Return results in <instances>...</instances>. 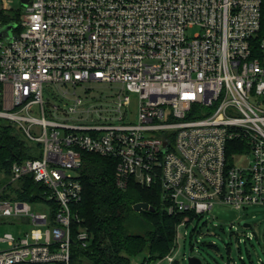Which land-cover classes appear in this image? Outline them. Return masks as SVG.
Masks as SVG:
<instances>
[{"label":"built area","instance_id":"built-area-1","mask_svg":"<svg viewBox=\"0 0 264 264\" xmlns=\"http://www.w3.org/2000/svg\"><path fill=\"white\" fill-rule=\"evenodd\" d=\"M262 1L28 0L16 26L0 19V120L40 149L9 184L42 188L33 202L0 190V217L35 226L0 237V264H72L73 226L89 247L73 211L84 151L115 161L121 189L158 188L178 227L216 205L264 206Z\"/></svg>","mask_w":264,"mask_h":264},{"label":"trees","instance_id":"trees-1","mask_svg":"<svg viewBox=\"0 0 264 264\" xmlns=\"http://www.w3.org/2000/svg\"><path fill=\"white\" fill-rule=\"evenodd\" d=\"M262 25L264 36V0L262 1ZM4 24L20 18V14L4 13ZM38 145L28 143L22 133L10 122L0 121V190L10 189L12 165L27 158H37ZM80 181L83 185L82 201L73 207L82 225L91 235L89 247L80 249L93 264H130L133 255L144 254V259L157 260L175 251L177 227L183 216L168 215L158 188L146 189L130 182L126 189L117 186L115 161L95 153H82ZM18 188V189H17ZM17 197L33 202L42 195V188L32 177L23 178L14 188ZM3 198L9 197L3 193ZM148 203L154 211L134 210L138 203ZM75 226L73 235L75 246ZM77 247V246H75Z\"/></svg>","mask_w":264,"mask_h":264},{"label":"rangeland","instance_id":"rangeland-1","mask_svg":"<svg viewBox=\"0 0 264 264\" xmlns=\"http://www.w3.org/2000/svg\"><path fill=\"white\" fill-rule=\"evenodd\" d=\"M5 3L11 14L22 15L24 12V0H0V9ZM4 13L7 14V11ZM11 25L16 26V22L13 21ZM197 31L193 29L189 35ZM95 87L97 94L100 89L108 91L100 85ZM78 92L81 93V90L79 89ZM50 97L51 95L46 91L45 99ZM133 105L136 108L137 98L134 95ZM3 177L4 174H0V179ZM18 184L13 185L7 194L10 196L16 194L13 192ZM32 207L34 212L47 213L45 207H35V205ZM245 224L251 227H244ZM34 228L31 222L20 218L0 217V237L12 234L16 238H22ZM177 233L180 239L173 255L179 264H187V259L191 256L201 258L203 264H264V206H252L240 211L216 205L210 213L194 218L187 226L178 227ZM0 248L6 249L7 245L0 243ZM143 262L144 254L133 255L130 258V264ZM72 264L93 263L74 246Z\"/></svg>","mask_w":264,"mask_h":264},{"label":"water","instance_id":"water-1","mask_svg":"<svg viewBox=\"0 0 264 264\" xmlns=\"http://www.w3.org/2000/svg\"><path fill=\"white\" fill-rule=\"evenodd\" d=\"M28 0H24V6H26ZM9 28H12V25H9L8 26ZM2 31H0V34H1ZM134 210L137 211V212H141V211H154V207L150 206L148 203H144V202H141V203H138L134 206ZM244 227H251V225L249 224H245ZM187 264H203V261L201 258L199 257H196V256H191V257H188L187 259Z\"/></svg>","mask_w":264,"mask_h":264}]
</instances>
